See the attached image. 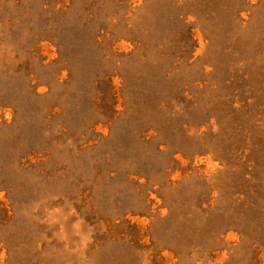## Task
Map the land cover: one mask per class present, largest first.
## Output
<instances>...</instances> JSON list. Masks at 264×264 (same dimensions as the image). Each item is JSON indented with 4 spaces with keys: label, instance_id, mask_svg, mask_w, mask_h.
<instances>
[{
    "label": "rangeland",
    "instance_id": "374dc122",
    "mask_svg": "<svg viewBox=\"0 0 264 264\" xmlns=\"http://www.w3.org/2000/svg\"><path fill=\"white\" fill-rule=\"evenodd\" d=\"M0 264H264V0H0Z\"/></svg>",
    "mask_w": 264,
    "mask_h": 264
}]
</instances>
